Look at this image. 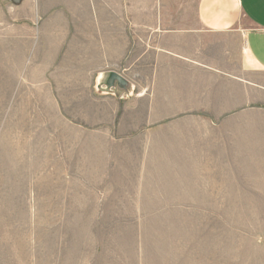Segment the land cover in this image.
I'll use <instances>...</instances> for the list:
<instances>
[{
	"label": "rangeland",
	"instance_id": "374dc122",
	"mask_svg": "<svg viewBox=\"0 0 264 264\" xmlns=\"http://www.w3.org/2000/svg\"><path fill=\"white\" fill-rule=\"evenodd\" d=\"M43 4L0 0V264H264V108L148 135L145 98L97 91Z\"/></svg>",
	"mask_w": 264,
	"mask_h": 264
},
{
	"label": "crops",
	"instance_id": "0c3cea01",
	"mask_svg": "<svg viewBox=\"0 0 264 264\" xmlns=\"http://www.w3.org/2000/svg\"><path fill=\"white\" fill-rule=\"evenodd\" d=\"M38 1L49 33L65 22L67 48L79 50L87 72L115 71L135 85L123 112H135L145 98L147 127H155L148 135L189 113L232 133L234 104L264 108V0ZM168 98H185L184 107L170 108ZM136 129L123 120L114 127L125 138Z\"/></svg>",
	"mask_w": 264,
	"mask_h": 264
},
{
	"label": "water",
	"instance_id": "95a60500",
	"mask_svg": "<svg viewBox=\"0 0 264 264\" xmlns=\"http://www.w3.org/2000/svg\"><path fill=\"white\" fill-rule=\"evenodd\" d=\"M96 83L97 91L114 96L118 100L130 98L135 92V85L122 74L115 71L100 73Z\"/></svg>",
	"mask_w": 264,
	"mask_h": 264
}]
</instances>
